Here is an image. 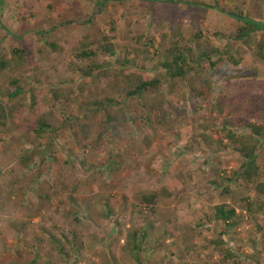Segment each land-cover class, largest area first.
Returning a JSON list of instances; mask_svg holds the SVG:
<instances>
[{"label":"rangeland","instance_id":"1","mask_svg":"<svg viewBox=\"0 0 264 264\" xmlns=\"http://www.w3.org/2000/svg\"><path fill=\"white\" fill-rule=\"evenodd\" d=\"M100 1L0 0V54H27L14 75L24 92L8 99L10 73H0L12 112L0 126V264H264V198L235 177L242 159L225 136L264 124V35L230 39L242 23L229 15L264 21V0ZM106 21L115 55L75 58L71 46ZM174 47L189 59L183 78L160 66ZM125 62L157 78V90L114 93ZM94 64L107 75L82 77ZM54 90L65 98L47 103ZM41 117L55 129L43 138L33 130ZM48 136L55 157L21 169ZM144 193L157 194L155 206L140 203ZM218 204L235 209V227L211 220ZM133 230L144 235L138 252L127 245Z\"/></svg>","mask_w":264,"mask_h":264},{"label":"trees","instance_id":"2","mask_svg":"<svg viewBox=\"0 0 264 264\" xmlns=\"http://www.w3.org/2000/svg\"><path fill=\"white\" fill-rule=\"evenodd\" d=\"M109 1H121L125 0H101L99 2V9H102L107 2ZM147 1V0H145ZM152 1V0H150ZM171 3H184L188 4V2H184L181 0H166ZM190 5H194L196 7H201L202 9H215L221 13L227 14L223 9L219 8L218 5H206L200 3H190ZM230 16L239 19L242 23V26L238 28L237 32L230 38L236 41H245L249 35L255 32H261L264 35V21H257L249 18L247 16H234L233 14H229ZM91 23V19L88 20ZM90 26V32L86 33L78 42L71 46V51L75 58L80 60H87L97 54V51H101L110 57L115 55L114 45L112 43L113 36L115 34V27L113 22L106 21L107 30L101 29L98 25L92 22ZM58 31H54V36ZM50 38V36H49ZM52 38V37H51ZM46 44L54 51L57 50V47L54 42H49ZM260 48H262V43H260ZM95 48V49H94ZM26 51L22 46H16L9 50L8 55L0 54V73L8 72L10 76L7 77L9 83L14 87L12 92L7 93V98L12 99L18 96L20 93L24 92V90L17 85L18 80L14 75L22 70H25L26 67ZM264 58V57H262ZM188 56L185 52L174 47L169 50V54L166 55V58L161 60V67L166 70L168 76L172 79L175 78H183L186 75L185 67L188 65ZM122 67L115 69L113 80L109 82L111 86V90L114 93H120L119 95L124 96L125 98H134L138 97L146 92H154L158 88L159 81L154 76L147 74L142 68L134 63L125 62V64H121ZM96 74V76H94ZM91 75L92 77L98 79L100 77H105L107 75L106 71H102L101 67L98 64L88 66V71L83 73L81 76L86 77ZM95 81V79L93 80ZM94 85L96 83L94 82ZM97 86V85H96ZM64 92L58 93L57 91H53L51 97L46 99L47 103L56 101L60 98L64 97ZM120 96V97H121ZM33 99V98H32ZM93 101L92 105L94 107H104V102L113 103V98L107 97L104 99V102ZM11 111L7 109V106L0 102V126H4L6 124L7 118L11 115ZM245 128H248L247 132H243L242 135L236 136L231 131H226V138L232 143L238 145V153L242 159V164L234 172L235 177L240 180L243 184H254V191L257 196H261L264 198V181L258 180L260 166L257 163L258 153L260 145L261 148L264 149V124L262 125H253L249 122L245 123ZM34 132L37 137L43 138L50 134L51 124L47 123L43 117L39 118L36 126L34 127ZM55 130V129H54ZM53 130V131H54ZM227 140V141H228ZM55 148L53 144V139L48 136V140H46L45 144L42 148H33L31 151L25 153L20 158L19 167L21 169L30 168L31 164L36 160L44 161L45 159L51 157L54 158ZM264 169V165L261 166ZM227 189V188H225ZM139 201L141 204L147 206H155L157 202V194L155 193H144L140 196ZM111 211V210H110ZM213 216L211 220L224 224V228L228 229L236 226V211L233 207L227 206L225 204H218L214 206ZM222 233H226V231L222 230ZM143 233L141 235L138 234V230H133L132 234L126 236L127 245L130 247V250L138 252L141 247V241L143 238ZM137 237L140 239L137 240ZM51 241L56 244L55 239L50 237ZM74 240L71 243L70 248H73ZM221 241L213 242V245H219ZM59 247V246H58ZM62 251V248H57V251ZM224 253V258L228 259L233 257L232 251L228 248L222 251Z\"/></svg>","mask_w":264,"mask_h":264}]
</instances>
